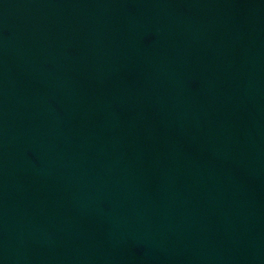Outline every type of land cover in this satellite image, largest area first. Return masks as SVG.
Returning <instances> with one entry per match:
<instances>
[{"label":"water","instance_id":"1","mask_svg":"<svg viewBox=\"0 0 264 264\" xmlns=\"http://www.w3.org/2000/svg\"><path fill=\"white\" fill-rule=\"evenodd\" d=\"M0 264H264V0H0Z\"/></svg>","mask_w":264,"mask_h":264}]
</instances>
